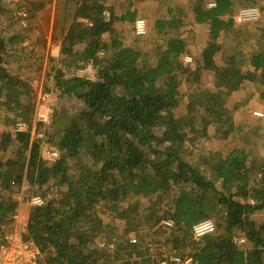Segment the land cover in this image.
I'll use <instances>...</instances> for the list:
<instances>
[{
  "label": "trees",
  "instance_id": "16d2710c",
  "mask_svg": "<svg viewBox=\"0 0 264 264\" xmlns=\"http://www.w3.org/2000/svg\"><path fill=\"white\" fill-rule=\"evenodd\" d=\"M26 1L25 16L5 15L7 27L19 24L20 32L0 31V119L14 113L18 121L30 123L37 84L24 68L42 72L48 41L36 29L32 36L23 31L50 0ZM109 1L64 0L51 35L60 42L59 55L35 78L49 80L58 91L52 122H38L41 137L31 138V129L16 131L15 126L0 134L1 234L18 209L14 194L26 182L45 200L31 205L25 233L41 250L38 264H176L172 254L190 256L189 264H264V222L255 217L264 209V162L245 147L224 155L212 150L191 160L185 143L197 130L199 138L208 137L213 127L222 141L235 133L223 93L240 89L246 79L259 78L264 100V47L248 56L241 48L229 49L224 64H216L215 55L223 48L220 36L233 30L239 37L249 22L233 29L236 20L229 13L234 0H195V22L208 25L209 39L201 64L192 68L181 60L189 52L180 33L182 17L156 19L160 40L145 50L140 44L145 35L135 34L134 25L128 31L135 34L132 43L116 26L135 24L133 0H125L128 7L120 15ZM210 1L216 6L208 7ZM3 6L0 0V11ZM15 60L18 71L13 70ZM203 69L214 72L217 89L190 93V111L181 112L182 77L198 80ZM63 99L84 105L71 109ZM50 149L58 152L55 160L47 157ZM54 188L59 196L51 197ZM143 197L150 204L145 212ZM102 210L123 223L122 234L105 222ZM206 219L215 220L216 229L196 239L193 226ZM143 225L149 226L147 237L139 230ZM103 237L115 241L101 246ZM157 237L176 252L154 257L151 245L161 242Z\"/></svg>",
  "mask_w": 264,
  "mask_h": 264
},
{
  "label": "rangeland",
  "instance_id": "374dc122",
  "mask_svg": "<svg viewBox=\"0 0 264 264\" xmlns=\"http://www.w3.org/2000/svg\"><path fill=\"white\" fill-rule=\"evenodd\" d=\"M27 2L28 1L26 0H2V4H4V6L3 11H0V31L4 30V35L20 32L21 28L19 27V24H15V26L12 27H7L8 20L6 16L12 17L13 12H17V14L19 13V16H25L26 14L24 12V5L26 4L27 7ZM133 2V8L137 11L136 19L144 18L149 24L148 32L145 34V36L142 37L143 39H145L140 41L141 47L143 49H150V46H153L158 40H160V38L158 37L159 35L156 33L154 27L156 19L163 17L168 18L175 14L178 17H182V20H185L184 25L180 28V31L182 32H179L188 41L187 47L189 49V52L187 54L193 57V60L190 63H186L183 60V56L186 54L182 55L181 60L186 65H190L192 68H195L198 64H201V51L205 43L209 39V27L206 24L201 25L195 22V14L193 12V7L197 4L195 3V0H133ZM253 4L260 8L261 17L256 21H249V23L244 24L243 26L240 25L243 24V22L236 21L235 27L233 29L241 28L242 26V29L244 30V32L239 35V37L234 34L233 30L225 32L220 36L219 41L223 44V48L215 55L216 64H224V60L229 49L230 51L234 52L235 49L241 48L244 50L245 55L248 56L250 51H255L256 49L264 47V35L262 33V29L264 28V0H234V6L231 8L229 14H231L235 18L238 10L241 7L250 6ZM108 6H111L114 12L118 15L124 12L128 7L125 0H110L108 2ZM63 7L64 0H50V2L44 7V9L38 12L34 20H29L28 25L30 29L23 31L25 36H32L34 29H36L35 34H39V32L44 33L48 41V49L43 56L42 72H36L35 67L29 68L28 70L24 68L28 77L37 79V77L40 76L39 74H44L45 72H47L46 68L47 66L48 68L50 66V59L53 56L52 54L60 51V42L58 40H53L51 35L53 33L55 25L57 27L56 20H60L61 18ZM133 25L134 23L129 22L123 24L119 22L116 23V26H118L119 29H124L125 32H123V34H125V36L127 37L126 39L128 43H132V40L135 36L134 32H128L129 29L131 30L133 28ZM56 30L57 33L60 32L59 27ZM25 31L28 33H26ZM13 65V70L18 71V62L16 60L14 61ZM246 68L247 67H245V69ZM86 71L88 70H79L78 73L85 74ZM90 72L92 73V71H89L87 73L92 76ZM20 73L23 74L24 71L23 73L20 71ZM39 78L40 79H38V81L36 79H33V81L31 80L32 84H37V87H34L36 103L33 119L30 122L31 124H28L32 128H36L37 132L43 133V131H40L42 126L39 123L35 122V113L39 100V107H42L44 105L42 104L43 102H48L52 105H55L57 103L58 91L49 80L45 81L43 78ZM182 78L183 79L181 80L180 90L181 92L185 93V95L179 106V110L184 113L190 111V93L194 91L200 92L201 90L217 89L215 86V74L212 70L203 69L202 74L198 80L191 78L187 79L186 77ZM260 89L261 86L259 85V78H256L255 80L246 79L240 89L233 91L228 96L223 93V97L226 99V106L228 107V110H230L233 114V128L235 133H232V135H230L227 140L222 141L220 139H217L213 135V127L210 128L208 137L199 138L200 131L197 130L196 132L192 133L188 140L185 142L188 148V151L186 153L187 156H189L191 160H196L200 156H206V154H208L212 150L218 151L217 153H220V155H224L233 147H245L252 155V157L256 158V161L264 162V100L261 99ZM43 97H45V100L42 99ZM204 97L205 96L203 95H199L200 99H203ZM63 103L71 109H76L84 105L82 101L69 99H63L62 104ZM199 109L203 112V109ZM256 112H261L263 115H256ZM18 120L19 119H16L14 117V113H10L7 120L0 119V134L3 131L9 130L13 132L14 126ZM197 127H202V117L197 118ZM258 179L259 177H257L255 180ZM36 195L39 194L34 193L33 190H29L28 184L25 182L22 185V188L19 191H16L14 194V197H16L19 202L16 213L19 212L21 214H24L25 212H29L32 205L31 199ZM49 196H59L56 188H54L52 192H49ZM141 201L144 207L143 212H145L150 208V204L144 197ZM101 215L106 223H110L117 228L118 234L123 233L124 225L121 221L111 217V215H109L105 210H102ZM255 217L256 220L264 222V209L256 211ZM212 221L215 222V220L213 219ZM161 224H165L163 223V220L161 221ZM16 226L17 222L12 221L8 225L3 226V230H12ZM147 227L149 226L143 225L139 227L140 232L144 233L145 237L149 236L150 234L149 230H147ZM132 234L133 232L127 235L130 236ZM0 235H2L1 232ZM157 240L161 242H155L151 245V251L154 254V257L159 258L163 254V257H168L169 255H171V253L176 252L175 250H170V245L162 244V241H165L164 237H157ZM98 241L99 243L101 242V246H104V244H106V242L108 241L114 242L115 237H111V239L103 237L102 239H98ZM112 246L113 244L109 247ZM113 264H122V262L116 261Z\"/></svg>",
  "mask_w": 264,
  "mask_h": 264
},
{
  "label": "built area",
  "instance_id": "2783aa9c",
  "mask_svg": "<svg viewBox=\"0 0 264 264\" xmlns=\"http://www.w3.org/2000/svg\"><path fill=\"white\" fill-rule=\"evenodd\" d=\"M208 7H215L216 3L213 1L208 2ZM106 17H109V12H105ZM261 17V10L256 6H244L241 7L236 16L235 20L240 22L256 21ZM148 22L144 18H138L135 20L134 32L137 35H145L148 32ZM59 51L53 56H57ZM183 60L186 63H190L193 60L191 55H184ZM42 99L45 100V97ZM42 107L40 106V100L35 113V122H42L49 126L52 122L53 117V105L48 102H43ZM256 115H263L261 112H256ZM16 131H27L31 129V137H41L43 133L37 132L36 128L30 127V125L24 121H18L16 124ZM48 158L55 160L59 155L56 150L47 151ZM45 200L41 196H34L31 199L32 205H42ZM17 222V226L14 229L5 230L2 235H0V264H38L39 257L41 256V250L39 246L31 239L25 237L28 216L21 213H16L13 216V222ZM163 223L167 225H172V221L163 220ZM216 229L215 223L206 219L193 226V236L198 239L201 236L213 233ZM133 242L136 241L135 238L132 239ZM244 239L240 238L238 242H243ZM171 259L176 264H189L192 262L190 256L183 257L180 255H172ZM159 264H167L166 261H162Z\"/></svg>",
  "mask_w": 264,
  "mask_h": 264
},
{
  "label": "crops",
  "instance_id": "0c3cea01",
  "mask_svg": "<svg viewBox=\"0 0 264 264\" xmlns=\"http://www.w3.org/2000/svg\"><path fill=\"white\" fill-rule=\"evenodd\" d=\"M47 44H48V43H47ZM58 48H59V47H58ZM58 55H59V53H58ZM58 55H57V56H58ZM24 214L28 216L29 212H25Z\"/></svg>",
  "mask_w": 264,
  "mask_h": 264
}]
</instances>
